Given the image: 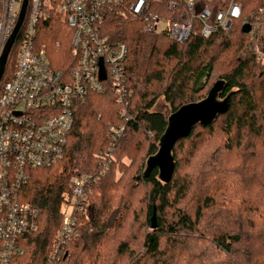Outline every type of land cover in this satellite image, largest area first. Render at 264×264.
<instances>
[{"label": "trees", "instance_id": "16d2710c", "mask_svg": "<svg viewBox=\"0 0 264 264\" xmlns=\"http://www.w3.org/2000/svg\"><path fill=\"white\" fill-rule=\"evenodd\" d=\"M240 4L247 19L264 8V0ZM241 24L175 42L145 31L140 20L107 15L100 35L127 48L123 97L130 119L110 88L76 104L62 160L30 172L21 190L20 200L38 211L21 264L46 263L73 175L95 182L64 264H264V64L251 48L264 44V28L251 42ZM40 28L36 48L69 74L76 65L72 31L54 14ZM15 59L12 50L0 92ZM218 80L224 82L219 98L230 94L228 111L175 143L168 184L155 168L144 176L167 127V115L155 109L158 100L171 114L204 99ZM111 128L121 129L119 136Z\"/></svg>", "mask_w": 264, "mask_h": 264}, {"label": "built area", "instance_id": "2783aa9c", "mask_svg": "<svg viewBox=\"0 0 264 264\" xmlns=\"http://www.w3.org/2000/svg\"><path fill=\"white\" fill-rule=\"evenodd\" d=\"M23 3L0 0V56ZM109 13L140 20L145 31L164 33L175 42L191 35L208 38L217 32L228 33L237 23H242L241 29L250 26L245 35L253 42L264 28V8L247 19L240 0H26L9 52L16 50L14 71L0 92V264H21L25 258L38 211L23 203L20 193L30 172L54 167L62 160L76 104L84 102L90 92L104 93L110 88L121 115L130 119L123 97L127 48L111 46L100 35ZM51 14L72 31L76 65L69 74L53 68L35 45L40 24ZM251 48L256 61L264 64V44L255 42ZM110 131L119 136L121 129ZM94 182L86 175L71 176L62 207L64 217L45 264H64L67 247L79 236L78 215H86L87 195Z\"/></svg>", "mask_w": 264, "mask_h": 264}, {"label": "water", "instance_id": "95a60500", "mask_svg": "<svg viewBox=\"0 0 264 264\" xmlns=\"http://www.w3.org/2000/svg\"><path fill=\"white\" fill-rule=\"evenodd\" d=\"M25 7L26 0H24L18 21L0 56V80L2 79L6 67L10 49L21 26ZM249 30L250 26L248 24L242 27V33L244 34H247ZM100 79H104L102 69L100 72ZM223 88L224 82L218 80L209 89L204 99L195 103L183 105L176 112L167 116V127L159 139L158 151L146 160L143 172L144 176H148L155 168L158 170L159 181L164 184L170 182L175 169V162L172 156V149L175 143L180 139L188 137L196 124L203 127L208 126L214 122L219 115L225 114L228 111L230 94H227L224 98H219V94L223 91ZM151 228H156L154 214L151 217Z\"/></svg>", "mask_w": 264, "mask_h": 264}, {"label": "rangeland", "instance_id": "374dc122", "mask_svg": "<svg viewBox=\"0 0 264 264\" xmlns=\"http://www.w3.org/2000/svg\"><path fill=\"white\" fill-rule=\"evenodd\" d=\"M48 0H46V3H47ZM45 5V4H44ZM49 6V5H48ZM40 33V32H39ZM39 36V35H38ZM37 36V37H38ZM37 40V39H36ZM54 68V67H53ZM56 69V68H55ZM59 70V69H58ZM156 110L158 111H161V112H164L167 116L170 115L168 113V107H167V104L164 102V100L162 98H160L156 104V107H155ZM148 159V158H147ZM146 164V163H145ZM58 166V165H57ZM191 171V170H190ZM69 212V209L68 211Z\"/></svg>", "mask_w": 264, "mask_h": 264}]
</instances>
